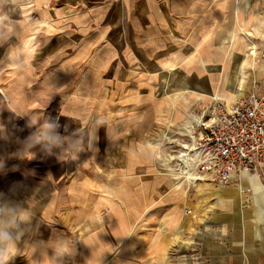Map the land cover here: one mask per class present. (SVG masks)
Returning a JSON list of instances; mask_svg holds the SVG:
<instances>
[{"label":"rangeland","instance_id":"obj_1","mask_svg":"<svg viewBox=\"0 0 264 264\" xmlns=\"http://www.w3.org/2000/svg\"><path fill=\"white\" fill-rule=\"evenodd\" d=\"M263 63L264 0H7L0 93L18 99L26 92L27 103L38 101L32 112L39 116L36 124L18 117L9 128L32 136L51 119L63 138L51 152L32 142L41 154L0 198V222L14 235L8 264L234 263L227 230L264 227V208L246 183L181 182L178 190L165 163L190 138L183 128L191 116L210 108L213 97L235 102L256 92ZM211 84L220 87L210 91ZM52 169L64 178L57 192ZM72 181H89L105 203L99 206L94 192L69 200ZM174 188L188 198L173 202ZM50 195L57 212L40 218L34 199ZM177 212L178 224L160 237L162 255L154 258V234Z\"/></svg>","mask_w":264,"mask_h":264},{"label":"crops","instance_id":"obj_2","mask_svg":"<svg viewBox=\"0 0 264 264\" xmlns=\"http://www.w3.org/2000/svg\"><path fill=\"white\" fill-rule=\"evenodd\" d=\"M6 2L7 0H0V11L3 10L4 7L6 6ZM14 26H15V23L12 24V28ZM7 33L6 35L8 36L9 34ZM232 43H233V39L231 40L230 44L232 45ZM230 57H231V61L226 62L225 64L226 66V69L224 72L225 74L229 73L228 67L230 65L232 66L233 53L230 55ZM156 58L159 59L161 57L157 56ZM202 65L207 67L208 61L204 59L202 61ZM222 66L224 65L222 64ZM177 74L178 73H176V71L171 72L172 82L173 81L175 82V80L178 79ZM4 80H5V76L4 75L0 76V90H2V84ZM257 81H258V84L255 87L256 92L254 93H256L259 96H264V63L258 68ZM225 85L224 83L223 85L220 84L221 87H224V89H226ZM181 86L182 84H180V87ZM220 86L211 84L210 91L217 90L218 89L217 87H220ZM2 95L6 96V100L4 99ZM28 97L29 96H27L26 92L24 93L23 96H21L18 99H15V97L11 96V94L9 98L7 97V95H5V93L3 94L0 93V123L4 124V126L0 125V194H3L2 196H0V198L4 196H10V192L12 188L19 186V184L22 183V179L26 177L27 174H24V173L27 170V166L31 165V161L35 160V156L41 154V148L36 149L35 147H33L35 145H31V143L34 142L35 140L30 139L31 137L30 135L29 136L24 135V132L15 134L12 132V129L9 128V124L13 122L15 119H17L18 117L28 116L34 122V124L38 123V120H37V117H39L38 114L35 111L32 112V109H34L38 101L36 99H33V101L27 103ZM176 103L177 101H173L172 107L177 106ZM170 114H171V110L165 117V120H167L168 123L171 117ZM14 130L15 129L13 128V131ZM27 139L29 140L26 141ZM26 143L29 144L30 146L29 145L26 146ZM152 147H155V146L152 145ZM49 174H50L49 177L52 180L51 185H53V187L55 188L54 192H57L58 190L57 182L64 181L63 174L60 177H58V174L56 173L55 169H52ZM256 178H258L257 184H256ZM58 179H60V181ZM65 183L67 184V179L65 180ZM241 183H242L241 186H243L245 183L248 185V188H249L248 193L254 194L256 202L260 205L261 209L264 208V191H263L264 172L261 175H255V174L246 175L241 179ZM88 185H89V181L87 183V187L86 185H84V182H81L78 185L76 182L72 181L70 188L67 187V190H66V192L69 193L68 195L69 200L74 202L77 200V198H79V196H81V198H84V195L87 192L88 193L94 192L97 195V197L94 196L96 201L98 200L97 204L99 206L104 204L105 202L103 198L100 196L101 192L98 189L90 190ZM241 188L243 189L244 187H241ZM172 195H173V199H172L173 202L181 201L183 199L186 200L188 198V197L182 198L179 194H176L175 188L172 191ZM55 198H56V195L55 196L50 195L48 198H45L43 201L33 198L35 203H41L39 206L38 205L33 206L34 208L33 213L37 214L40 218H46V219L52 218L57 212V205H56L57 201ZM180 216L181 215L178 212L177 214L176 213L169 214L167 216L168 221H166V225H164V227H162L158 233L154 234L155 243L152 244V248H151L152 255L154 258L158 256L160 257L162 255L163 249H162V245L159 242L160 237H163L164 235H166V233H168L167 231L172 229L176 223L178 224V218ZM119 228H121L123 234L126 235L127 232L129 231V225L127 221H125L124 219L123 220L121 219V225H119ZM226 234H227V237H229L231 240L229 244L231 248L227 247V251H232L234 263L236 264H263L259 262V260L260 258H264V227H260V228L243 227V228L236 229V230L228 229ZM124 239L126 238L125 237L116 238V243L121 244ZM255 251L257 252L261 251L262 254H259V253L255 254ZM234 252H236V254H233ZM237 252H242V253L240 254ZM38 264H41V263L38 262Z\"/></svg>","mask_w":264,"mask_h":264},{"label":"built area","instance_id":"obj_3","mask_svg":"<svg viewBox=\"0 0 264 264\" xmlns=\"http://www.w3.org/2000/svg\"><path fill=\"white\" fill-rule=\"evenodd\" d=\"M226 103L214 99L210 108L191 116L189 128H183L190 138L179 143L171 159L182 182L227 188L246 175L263 174L264 96L251 93Z\"/></svg>","mask_w":264,"mask_h":264},{"label":"clouds","instance_id":"obj_4","mask_svg":"<svg viewBox=\"0 0 264 264\" xmlns=\"http://www.w3.org/2000/svg\"><path fill=\"white\" fill-rule=\"evenodd\" d=\"M59 127L58 122L49 119V122L42 126V129L37 130L32 134L30 139L37 142H45L48 151L62 143L63 138L60 136L56 129ZM3 194H0L2 196ZM5 209L0 208V215H3ZM9 213H14L15 209L12 207L7 208ZM14 246V235L9 226L0 222V264H8L10 259V248Z\"/></svg>","mask_w":264,"mask_h":264},{"label":"bare ground","instance_id":"obj_5","mask_svg":"<svg viewBox=\"0 0 264 264\" xmlns=\"http://www.w3.org/2000/svg\"><path fill=\"white\" fill-rule=\"evenodd\" d=\"M244 84H245V80L243 78V79L240 80V87L242 89L236 93V95H237L236 97H238L239 95H241V92H243ZM212 99L214 100V99H223V98H221V97H213ZM223 100H225L228 104L232 103V102H228L226 99H223ZM193 120H195V119L193 118ZM196 120L199 123V120L198 119H196ZM169 160H167V162L165 163L171 169V171H172V173L170 172L169 175L174 176L176 181L178 180L176 182L177 183L176 184V189L181 190L182 189V183H181L182 181H181L180 177H181L182 174L180 173V171H178V170L174 169L173 167H171V159H169ZM257 179H256V184H257ZM186 183H187V181H186ZM198 185L199 184H197V183H190V186H193V187H197ZM205 185H207V184H205ZM207 186H209V185H207ZM258 186H260V185H258ZM184 195H185V193H184Z\"/></svg>","mask_w":264,"mask_h":264}]
</instances>
